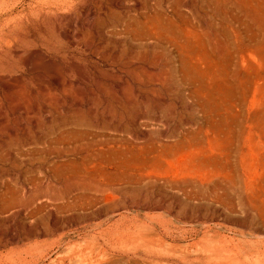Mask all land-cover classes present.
Here are the masks:
<instances>
[{
  "label": "rangeland",
  "instance_id": "obj_1",
  "mask_svg": "<svg viewBox=\"0 0 264 264\" xmlns=\"http://www.w3.org/2000/svg\"><path fill=\"white\" fill-rule=\"evenodd\" d=\"M253 2L0 0V264H264V80L214 75Z\"/></svg>",
  "mask_w": 264,
  "mask_h": 264
},
{
  "label": "bare ground",
  "instance_id": "obj_2",
  "mask_svg": "<svg viewBox=\"0 0 264 264\" xmlns=\"http://www.w3.org/2000/svg\"><path fill=\"white\" fill-rule=\"evenodd\" d=\"M255 6L249 3L250 7L254 8L257 6L263 7L264 2L256 3L253 2ZM233 17V18H230ZM227 17L226 15L221 18V22L224 24L229 23L230 21H234L238 24L239 20L246 25L247 30H249L250 34H243L240 32L237 26L234 27V39H235V48L234 50L226 52V50H221L219 53H226V57L221 58L219 56V60L217 62L221 63V65L215 68L214 75L218 78H222L225 84V92L229 94V97L235 100H238L241 105H248V96L250 93L255 94L259 90L258 82L260 80H264V74L259 72L260 67H251L248 72L242 75L239 66L243 64L245 55L251 52H258L260 54H264V50L262 47L264 46V38L255 34L254 31H261L263 30L264 19L252 17L249 15L236 17L230 16ZM263 22V23H262ZM234 24V23H233ZM215 52V51H214ZM242 76V78L240 77ZM221 91V88H219ZM45 188H49L47 185ZM64 188L66 191L72 189L70 182L64 183ZM85 188V187H84ZM80 188V189H84Z\"/></svg>",
  "mask_w": 264,
  "mask_h": 264
}]
</instances>
